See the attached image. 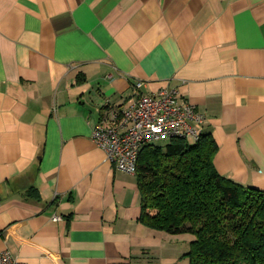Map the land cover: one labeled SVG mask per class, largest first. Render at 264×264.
<instances>
[{
    "label": "crops",
    "instance_id": "obj_1",
    "mask_svg": "<svg viewBox=\"0 0 264 264\" xmlns=\"http://www.w3.org/2000/svg\"><path fill=\"white\" fill-rule=\"evenodd\" d=\"M165 87L206 115L218 172L264 190V0H0V252L190 264L195 236L142 224L137 175L94 138Z\"/></svg>",
    "mask_w": 264,
    "mask_h": 264
},
{
    "label": "trees",
    "instance_id": "obj_2",
    "mask_svg": "<svg viewBox=\"0 0 264 264\" xmlns=\"http://www.w3.org/2000/svg\"><path fill=\"white\" fill-rule=\"evenodd\" d=\"M216 138H173L140 152L139 220L170 234H193L190 264H264V190L218 172Z\"/></svg>",
    "mask_w": 264,
    "mask_h": 264
},
{
    "label": "built area",
    "instance_id": "obj_3",
    "mask_svg": "<svg viewBox=\"0 0 264 264\" xmlns=\"http://www.w3.org/2000/svg\"><path fill=\"white\" fill-rule=\"evenodd\" d=\"M144 81H138L140 90ZM94 129V138L108 160L118 169L136 174L142 148L173 138L198 142L204 133L206 115L184 98L177 87H165L155 94H141L119 114L108 116ZM59 219V217H56ZM0 264H26L11 251L0 252Z\"/></svg>",
    "mask_w": 264,
    "mask_h": 264
}]
</instances>
